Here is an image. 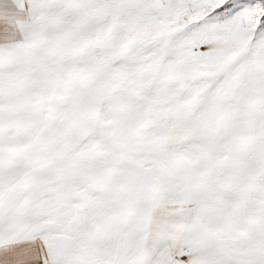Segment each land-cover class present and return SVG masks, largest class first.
Masks as SVG:
<instances>
[{
  "label": "snow or ice",
  "instance_id": "6c2138e0",
  "mask_svg": "<svg viewBox=\"0 0 264 264\" xmlns=\"http://www.w3.org/2000/svg\"><path fill=\"white\" fill-rule=\"evenodd\" d=\"M0 264H264V0H0Z\"/></svg>",
  "mask_w": 264,
  "mask_h": 264
}]
</instances>
